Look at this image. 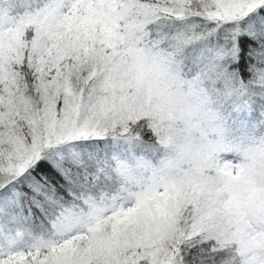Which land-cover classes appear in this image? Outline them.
Masks as SVG:
<instances>
[{"label": "snow or ice", "instance_id": "snow-or-ice-1", "mask_svg": "<svg viewBox=\"0 0 264 264\" xmlns=\"http://www.w3.org/2000/svg\"><path fill=\"white\" fill-rule=\"evenodd\" d=\"M257 160L264 0H0V264H264Z\"/></svg>", "mask_w": 264, "mask_h": 264}, {"label": "clouds", "instance_id": "clouds-1", "mask_svg": "<svg viewBox=\"0 0 264 264\" xmlns=\"http://www.w3.org/2000/svg\"><path fill=\"white\" fill-rule=\"evenodd\" d=\"M257 139L259 140L260 137L258 136ZM246 143V147H252V148H259V144H248ZM227 156L231 157V161H237V160H243L245 158V154L243 151L240 152H230L226 154ZM223 157H221V160ZM256 174L258 179H264V160H257L256 161Z\"/></svg>", "mask_w": 264, "mask_h": 264}]
</instances>
